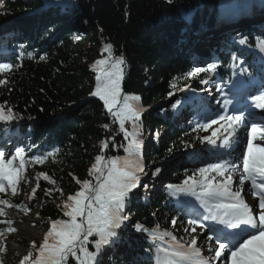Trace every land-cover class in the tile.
Here are the masks:
<instances>
[{"label":"trees","instance_id":"16d2710c","mask_svg":"<svg viewBox=\"0 0 264 264\" xmlns=\"http://www.w3.org/2000/svg\"><path fill=\"white\" fill-rule=\"evenodd\" d=\"M23 15L7 31L9 53L0 54L4 56L0 63L13 65L10 72L0 73V79L8 81L0 85V104L7 102L17 117L8 124L0 122V137L7 140H0V149L9 158L19 147L26 159H47L42 164H26L36 169V174L28 178L22 174L16 195L11 188L0 193V199L11 205L0 204V208L26 207L46 221L67 219L63 203L80 189L77 179L95 182L89 174L95 157L126 156L128 139L103 101L91 95L98 74L95 62L123 57L121 93L140 98L133 103L145 110L141 115V151L155 165L140 176L137 187L159 177H164V187L156 193H129L123 211L127 226L116 230L117 237L104 245L102 252L111 250L108 264L157 261V248L169 238L154 242L150 230L159 226L161 233L172 232L173 220L182 229L187 225L186 211L179 203L185 196H172L167 185L181 184L193 173L198 176L199 168L227 160L215 148L189 159L186 143L190 139L200 143L203 133L213 127H202L208 122L202 111L195 114L193 122L176 125L175 106L184 104L188 93L202 89L213 72L189 74L197 68L206 69L212 60L219 64L214 71L220 77L218 86L212 87L214 93L230 83V77L237 87L251 77L264 87V0H3L0 17ZM239 41L249 44L252 51L241 49ZM106 45L112 46L110 52L105 51ZM126 127L132 131L131 123ZM152 129L156 134L165 132L145 149L144 136ZM103 141L108 142L107 148H102ZM40 173L50 180L42 175L37 178ZM25 179L36 189L27 206L20 198ZM48 190L50 194H46ZM9 220V214L0 213V236L12 238ZM136 224L147 231H137ZM89 250L95 251L93 238ZM0 261L10 264L1 241ZM67 264L79 261L69 257Z\"/></svg>","mask_w":264,"mask_h":264},{"label":"snow or ice","instance_id":"6c2138e0","mask_svg":"<svg viewBox=\"0 0 264 264\" xmlns=\"http://www.w3.org/2000/svg\"><path fill=\"white\" fill-rule=\"evenodd\" d=\"M111 47L106 45L105 51L110 52ZM123 64V57L96 61L93 67L97 69L98 74L95 91L91 95L103 101L104 108L112 115L114 122H118L120 130L128 139L127 147L124 148L126 156L95 157V162L89 170L95 182L90 179L81 182L77 179L80 189L75 194L68 195L63 203V215L67 219L51 220L50 227L38 247L35 241L31 242L38 254L33 258L30 252L23 257L20 264L29 261L30 264H67L69 257H75L79 264H99L98 256L103 246L117 237L116 230L128 219L123 215L125 203L132 189L138 186L144 171L140 126L141 115L145 110L133 103L139 100V97L122 96ZM216 67L217 65L213 63L206 69L197 68L189 75H196L201 71H214ZM12 68L13 65L9 63H0V73H8ZM6 83H8L6 79H0V85ZM252 99L256 108L264 109V93ZM228 103L230 101H225V106ZM16 119L13 108L8 107L7 102L0 104V122L8 124ZM244 121L243 111L238 114L221 115L218 120L214 119L210 124L202 125L208 129L219 124V127L213 129L211 137L204 136L202 140L216 145L217 141L222 139L221 147L230 148L231 138ZM126 123H131V132L128 131ZM104 127L107 128L108 125ZM107 147L108 142L103 141L102 148ZM51 155L53 153H48V156ZM45 159L47 156L26 159L24 149L19 147L11 158H6V154L0 151V193L11 188L12 194L16 195L25 165L29 162L42 164ZM242 169L239 175L241 187L237 190H233L231 175L237 169L227 160L199 168L198 176L197 173H193L181 184L167 185L172 196L184 194L194 197L207 213L203 215V221H213L216 225L222 226L218 230L223 233L224 240L217 236L218 247L215 249L209 247V251L214 252V255L205 256L202 249L197 246L195 237L188 242H181L171 231L165 230L161 233L159 226H156L150 230L154 242L169 238L168 242L157 248V264H213L228 251L230 264H264V126L252 125L247 138L246 152L243 154ZM40 175L45 180H50L46 173L38 174L37 178ZM246 181L251 183L252 196L258 198L255 207L250 206L242 195ZM35 191V188L32 189L33 195ZM50 191L48 190L46 194H50ZM0 204L9 202L0 199ZM3 212L4 209L0 208V213ZM198 220L199 218L194 219L190 223L196 224ZM172 223L175 225L176 221L173 220ZM200 226L202 229L208 227L209 230L215 231L211 225L201 223ZM134 227L137 231H147L139 224ZM8 231L15 229L9 228ZM90 238H93L95 251L89 250ZM208 239L211 240L212 237Z\"/></svg>","mask_w":264,"mask_h":264},{"label":"rangeland","instance_id":"374dc122","mask_svg":"<svg viewBox=\"0 0 264 264\" xmlns=\"http://www.w3.org/2000/svg\"><path fill=\"white\" fill-rule=\"evenodd\" d=\"M2 3H3V0H0V6L2 5ZM165 17H166V15H165ZM17 18L18 17H14L13 19L6 20V18L0 17V31L2 32V30L4 28L6 29L7 25L9 26V25L13 24L15 22L14 20ZM167 18H170L169 15ZM10 22H12V23H10ZM83 44L85 45L86 41H84ZM96 50H97V48H94V52ZM209 88H210V84L208 83L205 85L204 94H201L202 96L201 95H198V96L193 95V97L201 100L203 105H205L204 102L205 103L207 102L209 104V106H211L212 108H215L216 106H218L220 111H221V115L235 114L231 109H229L232 106V102L230 100H227V101H230V103H228L227 106H225V103L221 102V100L218 96H216L214 99H211V101L210 100L209 101L204 100V96L207 94L209 95V92H208ZM210 95L213 96L212 93ZM161 107H164V106H161ZM175 109L176 110L174 111V113H175L176 117H174L173 120H176L178 125L184 124L185 122L187 123V121L179 120L180 117H182L181 113H182L183 107H180V105L179 106L176 105ZM190 119L191 118H189V120ZM178 120H179V122H178ZM220 123H223V122H220ZM217 127H219V124L215 125L214 129ZM212 131L210 133H205V132L203 133V135L201 137V144H197L192 139H190L186 143V149L189 151L187 154L189 156V159L193 158L197 152L202 151L205 148H210L212 146H215V147L220 146L221 147V145L223 143L222 139L218 140L216 145L210 144L208 141L202 140V138L204 136L211 137ZM164 132H165V130H161L159 134H156V135L153 134L151 136L147 135L145 139L147 140L148 145H146V147L149 146L150 142L156 143L158 141V137L160 135H162ZM241 133H242V131H240V134ZM240 149L241 148H239L237 150V152H233V154H235V155L232 157L233 165H235L236 169H237L236 171H233L231 173V175L233 176V185H232L233 190H237L238 188L241 187L238 184L239 183L238 182L239 181V175L241 174V172L243 170L241 167L242 162L238 161V159H239L238 157L240 156ZM221 152L225 153V152H230V151H229V148H222L221 147ZM230 153H232V151ZM151 168H152V164L151 165L147 164L146 169L151 170ZM31 172L34 173L35 170H31ZM158 179H159V181H162L164 179V177L158 178ZM154 188H156V187H154ZM32 189H33L32 184H30V182H28V181H24V187L21 190L20 198L23 200V202L26 206L28 205V203L31 200L30 197L32 195ZM250 189H251L250 181H246L245 184L243 185L242 194L244 193L246 202L253 203L254 197L252 196ZM135 190L136 191H145L146 189H145V186H143V187H141V190L139 188H136ZM150 194H152V193H150ZM193 203L196 204L197 208L194 206V207H192V209L194 211H197V212L200 211L201 213H203L202 211H204V209H202L199 206V202L194 201ZM4 211L10 215V218H11L10 221L12 222L10 224V228L15 229V231H11V234L13 235L12 239H7V238L3 239L2 245L8 251V262L10 264H20L23 257L25 255H28L30 252L32 254H34L35 256L38 254L36 252V249L32 248L31 242L35 241L36 246L38 247V245L43 241V237L46 234L48 228L50 227V223L46 220L39 219L35 215L34 212H31L26 207H24L23 209H19L18 207L12 208V207L5 206ZM26 226L29 227L32 234H30L26 231V229H25ZM192 229H195V231H192ZM172 233L174 235H176V237L181 242H188L193 237H195L196 240L199 241V244L197 246L202 249V252L205 256H213L214 255V252L209 251V247L215 249V243L206 240L208 238L207 237L208 233H206V227H204L202 229L200 224H198L197 226H192L190 224V225H187L184 229H182L178 225H174L173 229H172ZM13 248H17L19 250L14 252ZM111 256H112V254L110 252H108L107 250H104V252H102V256H101L100 260L104 261V263L108 264ZM221 257L218 260L214 261L213 264H225L226 261L224 260V258L221 259Z\"/></svg>","mask_w":264,"mask_h":264},{"label":"bare ground","instance_id":"6f19581e","mask_svg":"<svg viewBox=\"0 0 264 264\" xmlns=\"http://www.w3.org/2000/svg\"><path fill=\"white\" fill-rule=\"evenodd\" d=\"M237 133H238V136H239V138L240 139H238V141L235 143V144H233L232 145V143H231V147L229 148V151H232V152H237V150L241 147V145H242V143H243V141H244V137L242 136V133L240 134V131H241V129H239V128H237ZM226 153V152H225ZM211 224H213V222L211 223ZM19 227V226H18ZM17 227V228H18ZM20 228V227H19ZM26 231L28 232V233H30V234H32V232L30 231V229H29V227L28 226H26ZM199 244V241H197V245ZM19 249H17V248H13V251L14 252H16V251H18Z\"/></svg>","mask_w":264,"mask_h":264}]
</instances>
